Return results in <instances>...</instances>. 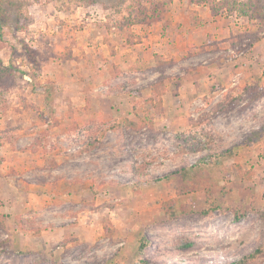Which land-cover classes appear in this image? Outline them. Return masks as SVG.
Wrapping results in <instances>:
<instances>
[{
    "label": "rangeland",
    "instance_id": "rangeland-1",
    "mask_svg": "<svg viewBox=\"0 0 264 264\" xmlns=\"http://www.w3.org/2000/svg\"><path fill=\"white\" fill-rule=\"evenodd\" d=\"M3 8L0 176L8 181L0 182V192L15 194L9 188L19 180L27 207L17 212L38 227L49 222L57 229L43 240L10 239L0 229V264H228L264 246V218L248 209L253 203L264 210V131L257 143L246 140L264 127V43L234 62L221 42L233 26L264 41V0H10ZM140 8L148 25L161 20L150 35L185 32L183 41H193L195 29L211 21L221 44L204 40L192 48L196 55L178 53L176 66L164 71L173 79L151 91L157 74L135 70L151 67L159 55L143 54L150 42L128 50L125 38L128 30L140 31L125 20ZM112 35L116 42L108 40ZM104 37L109 42L102 49ZM23 44L35 52V62ZM233 66L242 74L235 86L258 87L261 95L252 103L245 95L212 115L223 93H208V72L224 89L237 72ZM188 67L201 68L200 91H177L183 82L176 75ZM165 88L171 95L162 107ZM124 120L142 127L109 128ZM226 150L232 155L222 154ZM210 155L212 162L201 163ZM176 170L187 175L164 179ZM205 186L224 206L241 205L245 217L237 221L227 209L199 214ZM29 193L42 203L32 207ZM168 200L172 217L162 207ZM1 214L11 219L5 207ZM188 241L191 246L181 245ZM248 264H264V254Z\"/></svg>",
    "mask_w": 264,
    "mask_h": 264
},
{
    "label": "trees",
    "instance_id": "trees-1",
    "mask_svg": "<svg viewBox=\"0 0 264 264\" xmlns=\"http://www.w3.org/2000/svg\"><path fill=\"white\" fill-rule=\"evenodd\" d=\"M9 1L10 0H0V29L2 28L4 23H6L5 21L7 20V16L5 15L3 4L8 3ZM96 1L97 0H91V2H96ZM146 18H148L147 14L145 13L144 9L140 8L135 15H132L130 12L125 20H126L127 26H132V25L145 23ZM249 33L250 32H241V33H236L235 35L230 36L231 39L229 41V45L233 53L232 59L236 58L237 55L241 56V55L247 54L248 52L251 51L253 44L262 39L261 36H257L256 34H253V33L249 34ZM125 38H126L127 44L132 45V43H134L135 34H133L130 30H128ZM214 43L211 42L210 44H214ZM23 47H24V50L26 51V55L28 56L29 60L31 62H35L36 61L35 52L31 48H28L26 44H23ZM189 47L190 48L187 54L188 55L195 54L196 52H193L191 46ZM173 63L174 61L172 59L164 61L163 59L158 58L156 60V65L154 66L153 70L158 71L159 76L157 77L156 80H154L150 84L152 91L157 92L159 87L164 86V80L167 78L164 71L167 67L172 66ZM211 90L213 92L220 91L221 90L220 85L218 83L214 84ZM260 94L261 92L259 90L255 89L254 87L250 85L245 84L241 89L237 86L232 87L230 90H227L226 92H224L222 100L212 107L211 109L212 115L228 110L230 108H233L245 95L247 96V99H248L247 102L252 103L259 97ZM201 124H202L201 120L195 123L196 126H199ZM152 125L153 124L151 123L148 124L150 128L152 127ZM125 127H136V129H139L142 126L138 122L136 123L131 120H124L123 122H113L109 126V128L112 130L123 129ZM263 131H264V127H259L257 129H254L249 135L246 136L247 142L250 144L257 143L260 137L262 136ZM184 139H187L190 141V138L188 137H185ZM191 139H195V138L191 137ZM197 140L201 141V139H197ZM182 141L185 142L184 140ZM222 154L232 155V152H230L229 150L228 151L226 150V151H223ZM213 156L214 155H210L206 160H202L201 163L206 164L207 161L212 162ZM196 166H197L196 168H198L196 171L197 173L198 171H201L200 163H198ZM173 174H179V175L186 176L187 172L186 171L183 172V170H176V171L171 172L170 174L164 175L163 177L164 179H168L169 176ZM239 174L243 179H246L248 176V174H246L244 171H241V170L239 171ZM192 179L194 182H196V176H192ZM187 189H190V188L187 187L185 190H179V188H177V191L178 193H181V191H186ZM204 191H205V204L206 205H205V208H203L202 210L198 212L199 214L207 215L208 213L216 209H218L220 212H224L225 209H227L233 212L234 218L237 221L245 217V213H247V210H243L241 205L240 206L238 205L237 206H232V205L224 206L223 204H221L218 198L214 195L212 188L210 186H205ZM162 207H163V211H165L168 217H172L176 215L173 200H168L162 203ZM248 209L258 214L261 218H264V210L256 209L253 203L250 204ZM188 212L192 213V210ZM0 217H1L0 218V229L2 231H5L7 227L6 221H7L8 216L7 214H1ZM14 222L17 228H19L20 230H27L29 232H32V234L40 233V231L43 229L42 226L38 227L33 222H28L27 220H25V218H23L22 216L15 218ZM145 243H146V240L142 238L139 243L138 249H142ZM181 245L185 247H189L192 245V242L188 241L185 243H181ZM262 254H264V246H258L252 252L246 254L245 256L237 260L231 261L228 264H248L250 261L251 262L255 261Z\"/></svg>",
    "mask_w": 264,
    "mask_h": 264
},
{
    "label": "crops",
    "instance_id": "crops-1",
    "mask_svg": "<svg viewBox=\"0 0 264 264\" xmlns=\"http://www.w3.org/2000/svg\"><path fill=\"white\" fill-rule=\"evenodd\" d=\"M188 14V13H187ZM206 20H207V18H205ZM165 20V19H164ZM154 21H156V22H152V24H150V25H148L147 24V22L146 23H142V24H137V26H139L137 29L139 30L140 29V31L139 32H135L134 31V33H135V35L136 34H139L140 36H135V38H134V43H132V45H130V44H128L129 46H130V49H128V50H131V49H133L134 47H136L135 49H137L138 50V48L140 47V46H143V45H145L146 44V42H150L151 43V45H150V47L148 48V50H149V52H148V54H147V50L146 51H144L143 52V54L145 55L146 54V57H148V56H150L151 54H155V55H159L157 58H156V60L159 58V59H163L164 61L165 60H170V59H172L173 61H174V63H173V65L172 66H170V67H167L166 69L168 70V69H171L172 67H175L176 66V64H177V62L180 60L179 58H177V56L179 55L178 53H180V55L182 54L183 55V53H184V55L186 54L187 55V52H188V50H189V46L188 45H190L191 46V48H193V49H197L198 47H195V46H200L203 42L202 41H204V40H206V41H212V39H215V40H213V43L216 41H218L217 39V37H216V31H217V28H216V26H217V23L216 22H213V23H209V22H211V21H208V26L207 25H203V27H199V28H197V29H195V31L194 32H196L197 34H198V39L197 38H195L193 41H190V40H188V41H183V40H185L184 38H186L185 37V32H182V33H175V35L174 34H169V35H166V34H164V36L160 33V32H158L156 35H150V33H149V31L150 30H154V31H156V30H158L159 29V26L161 25V20H159V19H156V20H154ZM186 21V19L183 21V23ZM188 21V20H187ZM200 23V24H199ZM198 24L199 25H201V24H203V23H201V20H200V22H198ZM133 26V25H132ZM154 26L155 28H152V27ZM205 26H207V27H205ZM204 27H205V29H204ZM234 28H235V26H233ZM227 29V32L229 33L227 36H225V38H223L224 40L223 41H221V42H223L222 44H224V45H226V44H228L227 45V47H229L230 48V45H229V41H230V39H231V37L230 36H232V35H235L236 33H241V32H249L248 30H243V31H239V30H235V29ZM156 29V30H155ZM174 29H176V28H174ZM229 30V31H228ZM110 35V34H109ZM111 36V35H110ZM109 36V37H110ZM107 37V36H106ZM112 37H114V38H108V40H111V41H117L118 40V38H117V36L115 35V36H113L112 35ZM85 38V36L83 37L82 36V38L81 39H84ZM102 40H100V42H99V44H100V47L103 49L104 47H107L108 45V42L109 41H107V39L104 37V38H101ZM199 41V42H198ZM221 42L220 43H218V44H221ZM260 43H264V41H263V39H261V40H259V41H257L256 43H254L253 44V46H252V49H251V51L250 52H248L247 54H245V55H241V56H238V57H242V58H245L246 57V55L248 56L249 54H251V53H253L254 51H255V49H256V47H257V45H259ZM112 45V44H111ZM211 49V48H210ZM214 50H217V48H213ZM219 49V48H218ZM231 49V48H230ZM99 50V49H98ZM142 50H145V48H142L141 47V50L140 51H142ZM164 50L167 52V53H164ZM183 50V52H179V51H182ZM194 51V50H193ZM218 51V50H217ZM151 53V54H150ZM197 53H195L194 55H196ZM139 55H141V54H139ZM154 56V55H153ZM152 55H151V58L153 57ZM238 57H236V58H234V59H231V61H236L237 59H238ZM98 60H99V58H98ZM156 60L154 61V59H153V62L150 64V66L151 67H142L141 69H138V70H135V72H137V73H139V71H144V70H149L150 68H152V70L154 69V66L156 65ZM134 61H136V60H133V62ZM103 62H105V60L103 59V60H101V63H103ZM217 62V61H216ZM226 63H229V62H226ZM213 64H214V62L213 63H211V64H209V67H213ZM117 65H119V66H117L115 69L117 70H119V72H121L122 71V69H124L123 68V65L121 64H117ZM136 65H139V64H137L136 63ZM143 65V64H142ZM141 65V66H142ZM201 66V65H200ZM214 66H216V65H214ZM234 67V66H233ZM244 67V66H243ZM236 67H234V69H235ZM165 69V70H166ZM201 69V68H200ZM200 69H191L190 67H188L186 70H184V71H182V72H180V73H178L177 75H176V80H178V79H180L183 83H180V86L178 87V90L177 91H180V90H182V89H184V86H186V88H189V89H191L192 91H200L199 90V88H198V86H199V83H198V81H200V78H199V75L198 74H200ZM166 70V71H167ZM157 75L155 76V78L153 79V81L154 80H156L157 79V77L159 76V72L158 71H155V70H153ZM235 71H237L235 74H233V77H232V83H231V86H227L226 88H224V89H222L221 88V90L220 91H218V92H213L211 89H212V87L214 86V84H216V83H218L216 80V78H213V76H212V74H209V73H212V71L211 72H208V77H209V79H210V83H212L211 84V87H209V89H208V93H210L211 95H213L214 93L215 94H217V93H223L224 94V92H226L227 90H230L232 87H235V85L237 84V83H240V81L239 80H241V76H242V74L241 73H239L238 72V69L236 68L235 69ZM118 72V73H119ZM198 73V74H197ZM243 73V72H242ZM166 76H167V78L164 80V86L166 85V81L167 80H172L173 79V76H170L169 74H166ZM244 78H246V77H244ZM212 79V80H211ZM214 80V81H213ZM152 81V82H153ZM151 82V83H152ZM150 83V84H151ZM245 83H251V82H243V84H245ZM149 84V85H150ZM203 84H204V82H203ZM148 85V86H149ZM208 84H205V85H203L204 87H208L207 86ZM150 87V86H149ZM220 87H222L221 86V84H220ZM166 88H167V86H166ZM165 88V90H163V93H162V98L164 99V104L162 105V107L165 105V100L166 99H168L169 98V96L171 95L170 94V92L169 91H167V89ZM258 88V87H257ZM256 88V89H257ZM241 89V88H240ZM150 90H151V88H150ZM152 91V90H151ZM261 92V91H260ZM261 95V94H260ZM119 96H121V94L119 95ZM177 96H174V98H176ZM167 103V102H166ZM161 112V114L164 112V110H162V111H160ZM5 162V161H4ZM5 177H7L6 175L4 176V177H1L0 176V182H2V184H4L5 182H3V181H6V178ZM8 181V180H7ZM7 181H6V183H7ZM17 182L14 184V187L13 188H9V189H11V191L12 192H14L15 194H12L11 193V195H8L6 192H5V190L4 191H2V192H0V198H2L1 199V201H3L4 203L2 204V203H0V207H5L6 209H8V211L11 213V219L8 221H6V224H8L9 225V228H8V231H4V233H5V235L7 236V237H9L10 239H13V238H18V237H27V238H33L34 240L35 239H40V240H43V237L44 236H50L54 231H55V229H57V228H55V226L54 225H56V224H49V222H47L46 224H44V225H42V230L40 231V233H36V234H32V232H29V231H27V230H20L19 228H17V226H16V224H15V222H14V219L15 218H17V217H20V216H22V217H24L25 216V214L24 213H22V212H17L18 210H23L25 207H27L26 206V203H25V192H24V190H22L21 188H20V184H19V180H16ZM5 192V193H4ZM22 196V197H21ZM28 196L30 197V203H31V205H33L32 207H37L36 205H37V203H38V206L40 205L39 203H42L41 202V197L39 196V195H37V194H32V193H29L28 194ZM7 197H9V199L7 198ZM17 197H18V200H17ZM14 199H16V200H14ZM15 208V209H14ZM12 209V210H11ZM16 211V212H15ZM12 225V226H11ZM52 225V226H51ZM58 231H60V232H62V230H61V228L60 229H58ZM13 237V238H12ZM34 240H32V241H34ZM10 243V242H9ZM44 245L46 246V244L44 243Z\"/></svg>",
    "mask_w": 264,
    "mask_h": 264
}]
</instances>
